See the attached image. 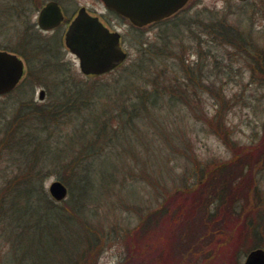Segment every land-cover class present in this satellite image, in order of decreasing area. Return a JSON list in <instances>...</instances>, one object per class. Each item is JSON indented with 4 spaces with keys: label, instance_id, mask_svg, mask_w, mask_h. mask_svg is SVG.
Masks as SVG:
<instances>
[{
    "label": "rangeland",
    "instance_id": "obj_1",
    "mask_svg": "<svg viewBox=\"0 0 264 264\" xmlns=\"http://www.w3.org/2000/svg\"><path fill=\"white\" fill-rule=\"evenodd\" d=\"M46 1L0 0V48L21 51L27 67L20 84L8 95L0 96V109L15 107L23 100L48 103L54 96L69 93L70 88L81 85L108 86L118 79L115 84L121 83V67L114 75L88 77L81 73L76 56L63 44L65 25L52 31L37 27L38 10ZM56 1L64 10L65 19L82 6L103 15L121 34L122 45L128 52L122 66L132 71L143 67L145 45L148 48L157 45L161 37L177 32L185 41L179 56L192 71V85L197 81L195 99L189 107L182 102L168 103L166 96L152 104L149 98L139 96L135 87L123 94V108L114 107L107 114L108 125L95 137L96 142L89 148L90 155L80 153L81 159H92L88 176L94 182L83 198L87 204L80 215L65 206L67 214L74 218L62 221L54 212L41 215L40 207L33 218L21 220L23 224L36 222V228L17 236L11 228L19 213H8L6 237L0 235V264H72L87 243L85 230L92 234L91 241L95 244L89 243L85 258L77 264H123L129 253L142 258L141 264H150L148 257L154 264H242L253 243H259L264 249V71L244 59L241 61L233 51L227 53L224 46L205 41L211 38L210 34L201 36L203 30L214 32L212 25L224 21L238 26L240 32L242 28L248 29L256 49L263 50L264 0H188L167 20L141 28L108 12L100 0ZM185 24L201 30L203 46L197 44L200 30L192 32L185 28L183 31L181 26ZM171 63V59H165L158 69L168 68L171 77L182 81L180 68L178 65L171 68ZM137 83L144 87L142 79ZM40 89L45 90L43 100L38 98ZM219 108L224 111L226 132L216 131L209 123ZM97 111L101 116V111ZM90 128L95 130L98 124ZM225 136L235 147L249 148L257 157L246 160L242 168L250 181L249 192L246 196L237 193L232 199V208L236 211L233 214L240 220L229 222L225 205L223 208L221 205L220 214L224 218L214 228L194 237L191 223L183 219V203L190 196H173L182 190H204V186L197 187L210 171L213 170L208 179L212 174L215 176L219 165L237 164L232 161L234 148L228 146ZM65 178V173L46 176L45 190L48 192L52 181H61L68 189L65 200L72 204L75 193H70L62 180ZM214 187L207 190L208 194L214 193ZM238 191L246 192L243 187ZM58 204L64 206L60 201ZM192 204L195 202L189 205ZM164 205L177 208V220L165 215L153 230H146L148 235L138 236L137 226L146 214ZM245 216L258 223L259 241L252 239L254 235L243 227ZM189 217V221H200L197 208L191 210ZM173 225L179 227L175 234L170 229ZM7 237L17 243L8 241Z\"/></svg>",
    "mask_w": 264,
    "mask_h": 264
},
{
    "label": "trees",
    "instance_id": "obj_2",
    "mask_svg": "<svg viewBox=\"0 0 264 264\" xmlns=\"http://www.w3.org/2000/svg\"><path fill=\"white\" fill-rule=\"evenodd\" d=\"M210 22L214 21L210 20ZM174 25L177 26L178 24L174 23ZM189 26V24H185L181 27L183 31H185V28L192 32L200 30L199 28L191 29L192 27ZM212 26L214 32L203 30L201 33V30L197 31V44L199 47L203 46L200 33L201 36L210 34L211 38L204 39L205 41L224 46L227 53L233 51L240 60L244 59L247 63L255 65L259 71H264V48L261 51L256 49L251 34H247L248 29L242 28V33L237 30L239 29L238 26L226 24L224 21ZM177 34V32H172L171 35L173 36L165 35L160 38L159 43H156L157 45H151L149 48L145 45L142 53L144 58L143 67L137 71H132L128 67L122 66L120 68L122 80L118 85L115 83L120 81L119 79L112 84L109 83L108 86L101 84L93 88V86L81 85L70 88L72 90L69 93L53 95L54 98L48 103L23 100L15 107L6 106L0 109L1 236L6 237L8 213H19L16 223L11 228L15 229L17 236H21L25 230L36 228V222L23 224L24 221L21 220L23 217L26 218V221L33 218L37 208L42 207L41 215L54 212L57 218L62 221L74 218L73 215L67 214L65 206L70 207L73 213L80 215L79 212L82 207L87 204V201H83V198H86L88 190L94 187V182L88 176L92 159H81L80 153L84 151L86 154L84 153L83 156L90 155L89 148L91 144L96 142L95 137L102 133L108 125L109 116L107 114L114 107L123 108L122 96L131 88H137L140 92L139 96L149 98L152 104L166 96L168 103L182 102L190 107L191 100L195 99L196 88L194 84L197 81L192 85L190 80L192 71L186 65V60L179 56L183 52L182 46H184L185 41ZM13 51L23 55L21 51ZM165 59L172 60L171 68L178 65L182 74V81L176 76L171 77L168 68L158 69ZM110 74L114 75L115 73L113 71ZM139 79L143 81L142 85L144 87L142 88L137 83ZM198 84L200 83L198 82ZM97 110L101 111V116ZM92 114L97 116H92ZM95 123L98 124V128L92 130L90 125ZM209 123L214 126L216 131L226 132V129H223L225 125L224 111L221 108L215 111L213 119ZM91 130L92 132L89 133ZM87 134L91 135L85 137ZM225 140L228 146L234 148L235 158L232 161L237 164L232 166H237V169H233L230 164L219 165L220 167L215 171V176L212 177V174L208 179L207 177L213 170L210 171L202 184L197 187L204 186V190L199 192H195L193 189L190 191L182 190V192L178 191L173 196L174 198L182 194L190 196L189 201L183 203L185 205L183 219L191 223L189 227L192 228L191 231L192 235H195L194 237L200 236L202 231H206L210 227L214 228L217 221L224 218L220 214L221 205V208L225 205L224 213L227 215L229 222L236 219L240 220L233 214L235 210L232 208V199L237 193H244L246 196L249 192L250 187L248 188V184L250 181L242 172V168L246 160L257 159V157L251 154L249 148L235 147L230 138L226 136ZM4 157H8V159H3ZM55 173L59 176L62 173L66 174V178L62 180L69 187L70 193H75L72 204H69L67 200H62L60 203L64 206H60L45 190L44 181L46 176ZM210 180H213L212 185L209 183ZM244 180H247L246 184ZM213 186H215L214 193L208 194L207 190L210 187L213 188ZM240 187H243L246 192L238 191ZM191 201L195 204L189 205ZM194 207L197 208L200 221L188 220V218L190 219L189 213ZM176 211L177 208H170L167 205L151 210L137 226L136 231L139 232L137 235L142 238L148 235L149 233H146V230H153L158 226L156 222H159L158 220L165 215L170 220H177L178 214H176ZM249 218L251 217L245 216L242 222L243 227H247L250 235H254L252 239L259 241L260 238L256 234L258 223H253ZM170 227V229H173V234L177 233L178 226L173 225ZM243 229L245 232L246 229ZM183 233H185V230ZM84 235L87 243L78 251V256H75L72 264H77L79 260L85 258L89 243L95 244L91 241L92 234L85 230ZM186 235L188 236L189 233H186ZM5 239L13 241L14 244L17 243V240L15 241L11 237ZM187 242H190V238H187ZM259 246L260 244L255 242L251 249ZM134 256H136V253L134 255L129 253L123 264H133L135 261H137V264H141L142 258H138V256L135 258ZM148 259L150 264H154L150 257Z\"/></svg>",
    "mask_w": 264,
    "mask_h": 264
},
{
    "label": "water",
    "instance_id": "obj_3",
    "mask_svg": "<svg viewBox=\"0 0 264 264\" xmlns=\"http://www.w3.org/2000/svg\"><path fill=\"white\" fill-rule=\"evenodd\" d=\"M108 9L128 18L137 26L159 21L170 16L188 0H102ZM63 19L62 12L55 1L47 2L38 13L37 24L43 29L56 27ZM64 44L79 59L80 70L86 75L107 72L125 57L126 52L120 46V35L110 31L97 16L90 15L81 7L68 25ZM25 71L23 60L16 54L0 49V95L12 91L20 82ZM44 90L40 89L38 98L43 99ZM49 194L56 201L64 199L67 187L54 180L48 187ZM243 264H264V249L250 250Z\"/></svg>",
    "mask_w": 264,
    "mask_h": 264
},
{
    "label": "flooded vegetation",
    "instance_id": "obj_4",
    "mask_svg": "<svg viewBox=\"0 0 264 264\" xmlns=\"http://www.w3.org/2000/svg\"><path fill=\"white\" fill-rule=\"evenodd\" d=\"M61 7V6H60ZM80 8V7H79ZM78 8V9H79ZM77 9V10H78ZM108 12H111V13H114V14H116V12H114L113 10H109V9H107V8H105ZM61 10H62V12H63V14H64V10L62 9V7H61ZM88 12H90V13H92V14H97L96 12H94V11H92V10H89V9H86ZM76 14V12L69 18V19H65L58 27H60V26H62V25H65L66 26V28H67V26H68V24H69V22L72 20V18L74 17V15ZM117 16H119L118 14H116ZM99 17H100V19L102 20V22H104V24H106L110 29H112V28H114V27H112L111 25H110V23L105 19V17L103 16V15H98ZM64 17H65V14H64ZM121 17V16H120ZM156 24V23H155ZM57 27V28H58ZM56 28V27H55ZM54 28V29H55ZM66 28H65V30H66ZM54 29H52V30H54Z\"/></svg>",
    "mask_w": 264,
    "mask_h": 264
}]
</instances>
